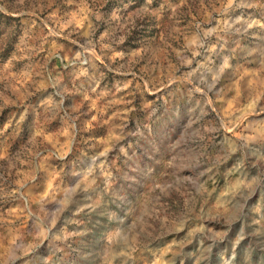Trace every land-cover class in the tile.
<instances>
[{
  "label": "rangeland",
  "instance_id": "rangeland-1",
  "mask_svg": "<svg viewBox=\"0 0 264 264\" xmlns=\"http://www.w3.org/2000/svg\"><path fill=\"white\" fill-rule=\"evenodd\" d=\"M0 264H264V0H0Z\"/></svg>",
  "mask_w": 264,
  "mask_h": 264
}]
</instances>
